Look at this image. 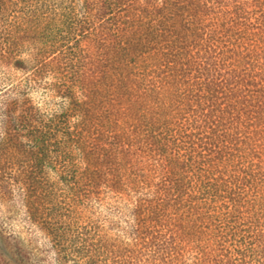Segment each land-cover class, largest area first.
<instances>
[{
	"label": "trees",
	"instance_id": "trees-1",
	"mask_svg": "<svg viewBox=\"0 0 264 264\" xmlns=\"http://www.w3.org/2000/svg\"><path fill=\"white\" fill-rule=\"evenodd\" d=\"M0 264H264V0H0Z\"/></svg>",
	"mask_w": 264,
	"mask_h": 264
},
{
	"label": "rangeland",
	"instance_id": "rangeland-1",
	"mask_svg": "<svg viewBox=\"0 0 264 264\" xmlns=\"http://www.w3.org/2000/svg\"><path fill=\"white\" fill-rule=\"evenodd\" d=\"M0 252L5 256L9 254L7 245L5 243L4 237L2 236L1 232H0Z\"/></svg>",
	"mask_w": 264,
	"mask_h": 264
}]
</instances>
